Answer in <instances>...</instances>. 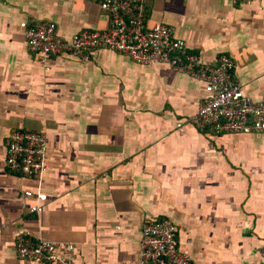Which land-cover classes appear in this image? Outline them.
Returning a JSON list of instances; mask_svg holds the SVG:
<instances>
[{"label": "crops", "instance_id": "0c3cea01", "mask_svg": "<svg viewBox=\"0 0 264 264\" xmlns=\"http://www.w3.org/2000/svg\"><path fill=\"white\" fill-rule=\"evenodd\" d=\"M143 8L150 25H173L203 61L230 55L244 91L263 95L264 0ZM46 21L66 37L111 25L95 0H0V264H39L17 254L26 234L74 243L76 264H160L142 259L141 236L162 217L178 224L194 264H264V134L200 124L203 81L166 64L99 48L45 67L23 23ZM15 129L48 134L40 177L7 167Z\"/></svg>", "mask_w": 264, "mask_h": 264}, {"label": "built area", "instance_id": "2783aa9c", "mask_svg": "<svg viewBox=\"0 0 264 264\" xmlns=\"http://www.w3.org/2000/svg\"><path fill=\"white\" fill-rule=\"evenodd\" d=\"M111 17L107 29H82L66 37L56 22L36 25L23 23L29 50L45 67L54 56L88 59L99 48L117 51L140 64H166L199 78L205 96L195 116L202 125L217 131L264 134V93L260 98L247 94L235 79V63L228 54L215 62H205L199 54L189 51L184 39L166 22L149 24L143 8L144 0H95ZM235 4L252 0H229ZM49 136L43 131L15 129L10 133L6 165L18 174L40 177L48 166ZM24 196L46 202L42 190L27 189ZM41 205L31 207L39 211ZM17 254L39 264H76L75 245L26 234L17 245ZM141 257L160 264H194L183 249L180 228L171 218H152L146 222L141 236Z\"/></svg>", "mask_w": 264, "mask_h": 264}]
</instances>
